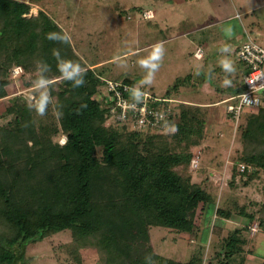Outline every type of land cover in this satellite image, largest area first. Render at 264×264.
Instances as JSON below:
<instances>
[{"label":"trees","instance_id":"obj_1","mask_svg":"<svg viewBox=\"0 0 264 264\" xmlns=\"http://www.w3.org/2000/svg\"><path fill=\"white\" fill-rule=\"evenodd\" d=\"M31 7L25 0H0V100L8 98L0 110L9 118L0 125V264H22L31 241L64 230L72 233L79 263L94 255L96 264H197L202 252L187 260L159 253L152 226L195 235L199 210L203 216L209 208L225 222L256 219L244 206L236 212L210 204V191L189 171L192 151L171 150L158 141L156 134L163 132L154 136L108 124L107 109L97 98L101 75L85 64L48 12L28 17ZM53 34L69 39L50 38ZM16 66L37 72L38 81H50L44 119L36 103L20 94L9 96ZM240 69L242 75L248 71L242 63ZM231 80L229 97L245 88ZM171 94L167 90L166 96ZM182 104L172 122L178 144L189 143L204 124L198 109ZM247 112L239 124L243 149L235 161L254 165L252 174H259L264 170V105ZM46 114L55 115V121H47ZM61 134L66 135L63 146ZM236 177L234 172L232 183ZM257 213L264 230V204ZM225 225L215 224L213 234H221ZM243 230L229 229L216 251L218 260L210 264H245L234 258L249 243Z\"/></svg>","mask_w":264,"mask_h":264},{"label":"rangeland","instance_id":"obj_2","mask_svg":"<svg viewBox=\"0 0 264 264\" xmlns=\"http://www.w3.org/2000/svg\"><path fill=\"white\" fill-rule=\"evenodd\" d=\"M25 1L32 5L28 17L44 10L63 27L88 67L101 61L93 68L104 78L123 80L132 76L137 87L160 96L172 90L171 96L180 100V106L183 103L198 109L204 124L199 135H194L189 143L178 144L174 127L151 135H161L158 141L167 143L171 150H189L193 157L194 154L198 157L199 166L190 165L189 171L194 181L201 182L210 191V204L218 206L220 203L236 212L244 206L256 215L251 222H247V217L225 222L216 217L215 210L211 214L209 208L202 216L200 209L195 235L154 225L152 237L157 251L179 260L202 252L203 260L197 264H210L211 260H218L216 251L222 248V237L229 234V229L244 227L242 234L249 238V243L244 246V252L236 253L235 260L264 264V230L259 226L257 213L264 204V170L259 174H252L256 168L247 173L239 170V163L235 161L243 149L239 124L246 120L248 112L236 122L227 112L226 102L230 96L227 89L234 83L231 79L240 84L243 78L237 46L244 41L247 32L264 46V0ZM150 9L156 16L146 18L145 11ZM198 44L206 50L203 58L194 55ZM156 45L162 46L163 58L158 61L159 68L151 83L147 84L144 81L149 70L139 61L149 57ZM225 59L231 64V71H225L222 66ZM16 68L9 96L20 94L37 104L40 96L49 94L50 81H38L34 78L37 72H25L22 66ZM208 68L213 69L211 76ZM6 99L0 103L4 104ZM45 119L55 121L56 116L47 115ZM8 120L0 110V125ZM59 139L60 142L66 140V135L61 134ZM197 139L198 142H194ZM234 172L237 177L232 183ZM215 224L219 228L227 226L221 234L215 235ZM235 245L238 243H232L233 247ZM75 258L72 233L64 230L31 241L21 263L96 264L94 255L82 263Z\"/></svg>","mask_w":264,"mask_h":264},{"label":"built area","instance_id":"obj_3","mask_svg":"<svg viewBox=\"0 0 264 264\" xmlns=\"http://www.w3.org/2000/svg\"><path fill=\"white\" fill-rule=\"evenodd\" d=\"M151 13L145 11L144 16ZM195 56L202 58L204 49L199 47ZM237 57L248 69L243 75L241 84L244 91L226 99L227 112L238 122L245 111L255 110L264 105V46L250 34L237 47ZM18 68H15L17 70ZM102 78L97 98L103 101L107 109L108 124L120 127L127 126L147 133H162L172 127V122L180 114V100L172 96H160L151 91L137 87L126 79L114 80ZM135 91L141 94L137 99ZM191 166H199L198 157L192 158ZM256 167L251 164L240 163L241 172L251 171Z\"/></svg>","mask_w":264,"mask_h":264},{"label":"clouds","instance_id":"obj_4","mask_svg":"<svg viewBox=\"0 0 264 264\" xmlns=\"http://www.w3.org/2000/svg\"><path fill=\"white\" fill-rule=\"evenodd\" d=\"M146 15H148L150 17L151 13H147ZM50 38H56V39H61V40H68L69 39V37H67V35H65L63 37H59V36H56L55 34L50 36ZM223 51H227V49H223ZM162 58H163L162 46L156 45V46H154V51L150 54L149 57L139 61L140 65L142 67L149 70L148 77L145 79L144 83H147V84L151 83L152 76L154 75L155 71H157L159 68L158 61L162 60ZM222 66H223L225 71H231L232 70V66H231L230 62L226 59L224 61H222ZM76 72H77V74L80 73V69L78 67L76 68ZM68 78L71 79L72 77L69 76ZM75 83L77 86L82 84L83 83L82 78L76 80ZM225 83H228V82L225 81ZM134 95L138 99L141 94L139 93V91H135ZM48 102H49V100L47 97H42L41 101L34 106L40 115L45 114V110H46ZM64 143H66V140L61 141V146H63Z\"/></svg>","mask_w":264,"mask_h":264},{"label":"crops","instance_id":"obj_5","mask_svg":"<svg viewBox=\"0 0 264 264\" xmlns=\"http://www.w3.org/2000/svg\"><path fill=\"white\" fill-rule=\"evenodd\" d=\"M183 1H187V0H183ZM193 1H194V0H193ZM146 11H148V10H146ZM150 11H151V13H153V17H155V16H156V15H155V14H156L155 11L152 10V9H150ZM188 32H189V31L184 32V34H187ZM244 40H245V39H244ZM241 43H242V42H241ZM241 43H240V44H241ZM195 47H196V48H195V52H196V50H197L199 47H202V48H203V46H202L201 44H198V45L195 46ZM237 47H238V46H237ZM195 52H194V55H195ZM205 55H206V50L204 49V56H205ZM204 56H203V57H204ZM203 57H202V58H203ZM238 59H239V58H238ZM239 61H240V60H239ZM99 63H101V61H100V62L97 61V62H94V63L88 64V65H89L90 67L93 68V67H96ZM240 63H242V62L240 61ZM128 78H130V79L132 78V79L134 80V78H133L132 76H129ZM207 81H208V80H207ZM248 111H251V110H248ZM245 112H247V111H245ZM245 112H244V113H245Z\"/></svg>","mask_w":264,"mask_h":264}]
</instances>
